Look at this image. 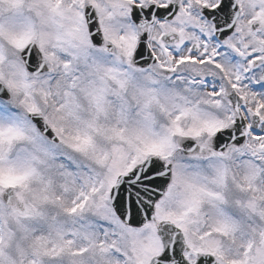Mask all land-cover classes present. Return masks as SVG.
Masks as SVG:
<instances>
[{"label": "snow or ice", "instance_id": "6c2138e0", "mask_svg": "<svg viewBox=\"0 0 264 264\" xmlns=\"http://www.w3.org/2000/svg\"><path fill=\"white\" fill-rule=\"evenodd\" d=\"M0 264H264V0H0Z\"/></svg>", "mask_w": 264, "mask_h": 264}]
</instances>
